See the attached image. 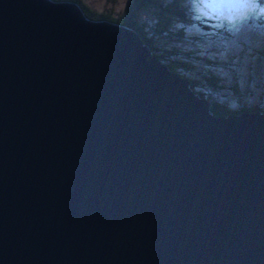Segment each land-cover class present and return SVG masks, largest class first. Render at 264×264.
I'll use <instances>...</instances> for the list:
<instances>
[{
  "label": "water",
  "instance_id": "water-1",
  "mask_svg": "<svg viewBox=\"0 0 264 264\" xmlns=\"http://www.w3.org/2000/svg\"><path fill=\"white\" fill-rule=\"evenodd\" d=\"M147 55L0 0V264H264V111L214 116Z\"/></svg>",
  "mask_w": 264,
  "mask_h": 264
},
{
  "label": "trees",
  "instance_id": "trees-1",
  "mask_svg": "<svg viewBox=\"0 0 264 264\" xmlns=\"http://www.w3.org/2000/svg\"><path fill=\"white\" fill-rule=\"evenodd\" d=\"M52 1H68L75 3L83 16L90 20H104L110 23H114L120 26H124L134 31L141 42L145 44L148 50L147 59L152 57L161 61L166 68L183 77L187 81V86L195 92L198 96L205 99L207 102V110L214 116H225L226 114H237L240 111L247 112H263L257 104L255 105H240L234 109L226 107L224 104L215 101L214 96H217L219 88L226 85L228 92L237 98L238 85L237 74H233L230 78L226 79L221 77L214 72H209L208 67L212 62L215 65V55H207V50L201 49L198 46V51H203L208 57H203L201 60L202 64L196 65L197 55H195L194 50H186L181 55H176V48L170 44V40L180 39L183 35H197L198 39L203 41H209V39H214V36L209 37L208 33L220 34L221 30L216 28L213 29L211 24L215 21V15L210 10H206L205 15L201 11H196L194 6L199 5V0H189V5L191 12L196 16V18L189 19L184 13L181 7L180 0H165L161 3L159 0H127L122 10L116 15H111L109 13H100L92 11L86 8L79 0H52ZM152 8V10H151ZM150 9L153 13L152 18H143L140 21L136 20V15L140 11ZM210 18V19H209ZM209 21H208V20ZM205 20L204 26L201 28ZM185 21V22H184ZM192 25V31L187 32L182 24ZM197 26V27H196ZM197 30V31H196ZM157 38H164L163 41ZM205 38V39H204ZM264 38L258 41V44H253V52L249 53L250 66L256 64L259 70L258 75V90L256 96L264 98ZM181 51V50H180ZM235 53V52H234ZM254 59V62H253ZM227 68H230L231 64H226ZM189 70H193L194 75H187ZM202 81V83L199 82ZM199 85V86H198ZM205 88L204 91L201 87ZM205 86V87H204ZM229 95V94H228ZM222 97V95L220 96ZM239 102V100H236Z\"/></svg>",
  "mask_w": 264,
  "mask_h": 264
},
{
  "label": "rangeland",
  "instance_id": "rangeland-1",
  "mask_svg": "<svg viewBox=\"0 0 264 264\" xmlns=\"http://www.w3.org/2000/svg\"><path fill=\"white\" fill-rule=\"evenodd\" d=\"M159 1L163 3L165 0ZM180 1L181 7H185L182 10L184 13H187V18H196L191 12L189 0ZM79 2L92 11L116 15L122 10L127 0H79ZM194 9L201 11L204 15L206 13V10L200 4L194 6ZM151 10L146 9L138 12L136 20L140 21L143 18H152L153 10ZM213 14L215 15V21L211 24V27L221 30V33L218 35L208 33V36H214V39L203 41L202 38L198 39L197 35H191L192 37L183 35L180 39L170 40V44L178 49L176 50V55H181L186 50H194L195 55H197L196 65L193 64L194 67L202 64L201 58L208 57L203 51H198V46L200 45L201 49L207 50V55H215V65L211 62L207 66L209 72H214L226 79H231L230 77L236 72L238 75L236 81L238 85L237 98L228 92L226 85H223L219 88L217 96H214L215 101L224 104L230 109H234L241 104L246 106L257 104L260 109H263L264 98L256 96L258 78L255 76L258 75L259 66H256V64L250 66L251 58L249 57V53L253 52V44L257 45L258 41L264 38V0H251L249 6L243 10V15L231 21L222 18L218 13ZM202 22L201 28L204 26L208 27L204 23L205 20ZM182 25L187 32L193 30L190 23ZM157 39L163 41L164 38ZM226 64H231L230 68H227ZM187 75H194L193 70H189ZM199 82L202 83L201 80ZM201 88L204 91L206 90L203 87ZM221 95L222 97H220ZM236 100H239V102Z\"/></svg>",
  "mask_w": 264,
  "mask_h": 264
},
{
  "label": "snow or ice",
  "instance_id": "snow-or-ice-1",
  "mask_svg": "<svg viewBox=\"0 0 264 264\" xmlns=\"http://www.w3.org/2000/svg\"><path fill=\"white\" fill-rule=\"evenodd\" d=\"M199 3L204 10H211L231 21L243 15V10L249 6L251 0H199Z\"/></svg>",
  "mask_w": 264,
  "mask_h": 264
}]
</instances>
